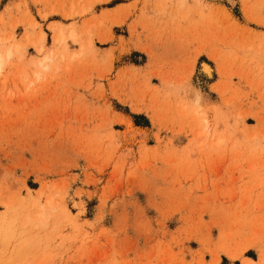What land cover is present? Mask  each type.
Listing matches in <instances>:
<instances>
[{"label":"rangeland","instance_id":"obj_1","mask_svg":"<svg viewBox=\"0 0 264 264\" xmlns=\"http://www.w3.org/2000/svg\"><path fill=\"white\" fill-rule=\"evenodd\" d=\"M8 49L20 264H264V0H0Z\"/></svg>","mask_w":264,"mask_h":264},{"label":"bare ground","instance_id":"obj_2","mask_svg":"<svg viewBox=\"0 0 264 264\" xmlns=\"http://www.w3.org/2000/svg\"><path fill=\"white\" fill-rule=\"evenodd\" d=\"M64 39V35L60 34L56 40L60 42ZM42 49L39 48L41 51ZM13 54L11 49H8L5 53L0 52V72L6 60L13 58ZM202 69L208 75L213 72L209 63H203ZM14 220V218L6 217V212H0V264H20V261H24L30 255L32 256L37 248L34 249L36 238L34 234L20 235L16 231ZM26 261L29 260L27 259Z\"/></svg>","mask_w":264,"mask_h":264}]
</instances>
